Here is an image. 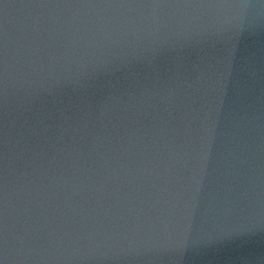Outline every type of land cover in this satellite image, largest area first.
Wrapping results in <instances>:
<instances>
[{
  "label": "water",
  "instance_id": "1",
  "mask_svg": "<svg viewBox=\"0 0 264 264\" xmlns=\"http://www.w3.org/2000/svg\"><path fill=\"white\" fill-rule=\"evenodd\" d=\"M0 264H264V0H0Z\"/></svg>",
  "mask_w": 264,
  "mask_h": 264
}]
</instances>
